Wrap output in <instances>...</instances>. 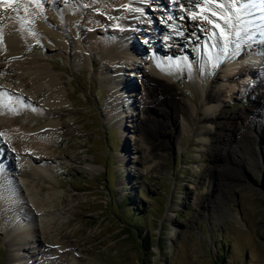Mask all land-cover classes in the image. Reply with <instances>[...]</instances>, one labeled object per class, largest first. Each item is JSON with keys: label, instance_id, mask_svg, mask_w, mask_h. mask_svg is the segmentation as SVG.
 <instances>
[{"label": "rangeland", "instance_id": "374dc122", "mask_svg": "<svg viewBox=\"0 0 264 264\" xmlns=\"http://www.w3.org/2000/svg\"><path fill=\"white\" fill-rule=\"evenodd\" d=\"M79 1L85 7L81 21L92 23L91 15L103 13L88 0ZM143 1L146 29L166 52L154 51L147 37L136 32V39L145 46L134 44L133 57L146 71L143 61L150 55L161 60L182 57L184 64L171 71L175 80L168 82L180 96H190L203 108L202 87L217 79L220 71L215 73L213 62H201L202 70L208 69V77L203 78V71L197 73L198 66L195 69L191 62L194 48L186 46L187 50L181 51L175 41L171 44L179 52L173 55L171 47L160 39L162 30L157 29V23L165 27L166 34L171 31V35L180 36L182 42L190 37L199 39L195 32L182 31L181 21L168 12L178 2ZM212 24L210 33L215 38L219 32ZM66 26L68 50L43 52L41 38L28 35L23 40L28 50L35 45L24 57H38L40 64L59 77L66 108L49 117L48 109L32 104L33 98L31 102L23 100L25 93L20 98L21 118H43L36 127L50 119L61 122L45 150L52 152L40 172L45 179L41 182V177H34L42 183L35 199L47 198V207L42 209L45 216L38 214L34 198H28L27 206L26 186L16 171L19 158L0 144V152L9 157L0 159V264H72L68 258L73 264H264V118L257 114L244 122L237 118L254 105L245 90V86H253L251 77L242 76L241 86L224 93V104L210 103L213 114L223 110L224 118L219 119L230 126L227 129L204 122L202 111L197 123L187 128L169 113L158 116L152 111L149 117L154 127L138 132L134 127L137 108L131 96L139 93L141 82L134 76L138 70L133 61L124 58V66L119 65L121 75L114 80L118 73L108 69V34L93 32L97 42L87 41L81 37L80 27L74 34L68 23ZM131 28L135 30V24ZM198 28L203 30L200 25ZM207 40V55L219 53L217 43ZM50 63L56 67L51 68ZM127 74L133 76L129 79ZM4 76L0 74L2 79ZM261 104L257 105L264 110ZM4 178L12 185H4ZM15 203L28 207L27 212L20 208L22 217H14L10 207ZM37 225L48 233L36 232L35 237L33 230H27ZM56 229L67 233L71 243L60 240L50 244L48 239L58 237Z\"/></svg>", "mask_w": 264, "mask_h": 264}, {"label": "bare ground", "instance_id": "6f19581e", "mask_svg": "<svg viewBox=\"0 0 264 264\" xmlns=\"http://www.w3.org/2000/svg\"><path fill=\"white\" fill-rule=\"evenodd\" d=\"M176 2L181 6H178L177 3L174 8L167 9L171 17L181 21L182 31L185 28L189 32H195L199 39L190 37L184 43L176 33L171 35V31L167 34L163 32L165 27H160L158 23L156 26V21L155 26L160 31L162 30L159 32L160 39L169 48L171 47V54L177 55L179 52L171 44L176 41L181 51H186V46H190L195 49L197 54L195 56L202 52L201 57L203 56V60L205 59L202 63L205 65L209 64V61L213 62L215 73L216 70L220 71L219 75L217 73V79H212L209 86L202 87L204 97L200 100H202L203 108H198L190 96L186 98L180 96L173 85L168 82V79L175 80L171 71L180 69L184 64L182 57L177 60L167 57L161 60L154 54L150 55L143 61L147 71L133 57V46L135 47L136 44L145 46V43L136 39V32L140 37H147L154 51L163 55L166 52L154 38L153 32L146 29L148 23L143 20L142 10L146 6L143 0H106L104 3L98 2L97 4H94L95 1L88 0V4L95 10L103 12L91 15L92 23L89 24L86 21H81L80 16L85 7L79 0H14L10 8H5L3 0H0V74H5L3 79L0 77V92L3 91L2 94L0 93V132L3 134L1 139H4V141L0 139V144L7 149V152H11V155L15 154L19 158L20 162L17 163L16 171L20 180H23V185L26 186V192L23 194L27 197V206H30L28 198L35 199L40 191L42 183L40 184L39 180H34V177H41L40 172L43 171V166L51 159L52 152L47 153L45 150L49 147L53 135L60 128L61 122H59L60 119L58 121L50 119L43 126L36 127L43 118H32L29 121L21 118L20 98L24 96V93L26 96L22 98L23 100L31 102L30 98H33L32 104L48 109L49 117H52L56 110H65L66 108L61 84L57 82L59 77L47 70L45 65L40 64L38 57H24L29 50L34 51L35 49V45L29 46V50L23 45V40L28 35L39 37L44 41L40 46L43 52H60L69 49L70 34L68 33L69 29L67 30V23L74 34L80 27L81 37L87 41L97 42L98 39L93 35V32L108 34L110 45L108 52L110 68L108 69L118 73L114 75L113 79L115 80L121 75L119 72L122 71V67L119 65L123 64L124 66V58L133 61L131 63L133 68L138 70V74L134 76L140 77L141 89L137 95L131 96L137 108L135 120L137 123L133 126L138 132L154 127L149 117L153 112L158 116L169 113L171 118L179 120L182 126L187 128L189 124L197 123V118L202 111L205 114L204 122L208 120L213 124L212 126L229 128L230 126L228 127L224 120L219 119V116L224 118L223 110L219 109L217 115L213 114V111L210 112V107H212L210 103L224 104V93L241 86L243 81L242 79L240 81V78L244 75L251 77L253 86H245V90L254 100V105L249 106L248 113L246 112L243 116L237 115V118H241V122L256 114L257 117L264 118V110L259 109L260 107L257 105L261 104L258 102L260 100L262 107L264 106V0H175ZM61 3L64 5L63 8L60 7ZM13 9H18V11ZM191 12L196 13L191 15ZM212 23L216 24L219 32V36L215 38L210 33L214 26ZM97 24L101 25L97 26ZM134 24L135 30L131 28ZM168 24L169 22L166 23V25ZM199 25L203 28L202 31L198 28ZM165 34L168 38L165 37ZM208 37L211 41L219 43L220 52L216 55L212 56V53L207 55L208 46L204 44V40ZM259 38L262 39L259 40ZM117 40H119L118 43ZM235 48L237 49L234 50ZM196 61V58L191 56V62H194L195 69L197 68ZM49 65L51 68L56 67L55 63ZM130 76L133 75L127 74L129 79ZM202 76L203 78L208 77V69H204ZM212 84L214 86L211 88ZM139 124H141V128ZM7 152H0L1 160H6ZM10 161L11 158L9 166H12V161ZM3 176L6 177V173H3ZM44 179L42 176L41 182ZM4 182H6L4 185H12L9 178H4ZM44 198L37 197L36 201L33 200L32 203L36 205L40 216L44 214L45 209H42L47 207H45L47 198ZM48 200L51 202L50 199ZM65 201V199H61L62 203ZM19 203L10 207L14 212V217H22L23 212H20V208L25 211L28 208L26 204L22 206ZM52 211H54L53 208ZM47 222H49V218L44 221V223ZM27 230H33L35 237L36 232L39 235L48 233L45 227L38 225L34 229L29 227ZM56 232L58 237L45 238V240L48 239L50 244L60 243V240L71 243L67 233L59 231V229ZM22 233L24 231L20 232V234ZM68 259L73 264V260Z\"/></svg>", "mask_w": 264, "mask_h": 264}, {"label": "snow or ice", "instance_id": "6c2138e0", "mask_svg": "<svg viewBox=\"0 0 264 264\" xmlns=\"http://www.w3.org/2000/svg\"><path fill=\"white\" fill-rule=\"evenodd\" d=\"M13 3H14V0H3V6H4L5 8H10V7H12ZM13 10H14V11H18V9H13ZM216 46L219 47V43H217Z\"/></svg>", "mask_w": 264, "mask_h": 264}, {"label": "trees", "instance_id": "16d2710c", "mask_svg": "<svg viewBox=\"0 0 264 264\" xmlns=\"http://www.w3.org/2000/svg\"><path fill=\"white\" fill-rule=\"evenodd\" d=\"M221 254H222V255L224 254L223 251H221Z\"/></svg>", "mask_w": 264, "mask_h": 264}]
</instances>
